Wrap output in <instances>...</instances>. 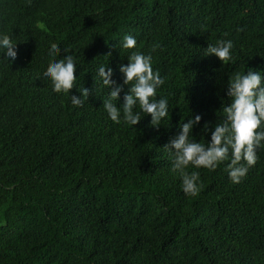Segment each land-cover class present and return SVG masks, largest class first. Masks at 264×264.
<instances>
[{
    "label": "trees",
    "instance_id": "obj_1",
    "mask_svg": "<svg viewBox=\"0 0 264 264\" xmlns=\"http://www.w3.org/2000/svg\"><path fill=\"white\" fill-rule=\"evenodd\" d=\"M0 33L18 50L0 58V264H264V147L238 183L229 161L189 167L200 181L188 196L163 146L193 114L191 138L207 143L229 79L264 69V0H0ZM125 35L133 49L120 48ZM217 40L233 42L227 64L203 55ZM53 43L57 60L64 49L77 58L69 94L43 79ZM134 51L165 80L158 130L144 114L114 123L103 107L110 88L97 67L113 69L120 107L119 64ZM83 87L88 98L73 106Z\"/></svg>",
    "mask_w": 264,
    "mask_h": 264
},
{
    "label": "clouds",
    "instance_id": "obj_2",
    "mask_svg": "<svg viewBox=\"0 0 264 264\" xmlns=\"http://www.w3.org/2000/svg\"><path fill=\"white\" fill-rule=\"evenodd\" d=\"M135 46L136 39L132 35H125L120 41L121 49ZM232 49L231 40H217L215 44H207L203 55H214L227 64L233 59ZM64 53L63 58L57 60L61 49L57 44L50 45V63L43 79L50 82L54 92L69 94L77 79V58L68 54V49H64ZM111 55V51L105 54ZM17 56V42L10 35L0 33V58L12 63ZM119 71L123 74V85L128 89L123 103L117 107L112 101L119 100L122 86L111 87L113 69L103 64L96 69L95 79L110 88L109 97L103 102L108 118L117 124L123 119L126 124L136 126L144 114L143 118L150 117L149 125L158 130L169 114V102L167 97L157 99V90L165 80L158 69L153 70L152 56L134 51L127 57V63L119 64ZM77 91L80 95L72 93L70 99L73 106L79 107L88 98L89 89L83 87ZM225 94L231 102L222 108L223 122L210 131L207 143L191 138L194 126L202 119L201 115L193 114L177 125L178 131L163 145L169 150L171 170L179 175L185 195L195 196L199 190L200 173L188 171L189 167L213 171L224 161H229L225 171L232 183H238L255 164L257 149L264 147V69L248 68L244 73H236L229 79ZM137 106L139 111H134ZM204 128L208 129L207 122Z\"/></svg>",
    "mask_w": 264,
    "mask_h": 264
}]
</instances>
